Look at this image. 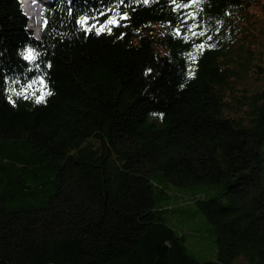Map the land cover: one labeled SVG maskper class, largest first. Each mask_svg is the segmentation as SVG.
Segmentation results:
<instances>
[{"label": "trees", "instance_id": "1", "mask_svg": "<svg viewBox=\"0 0 264 264\" xmlns=\"http://www.w3.org/2000/svg\"><path fill=\"white\" fill-rule=\"evenodd\" d=\"M263 10L0 0V264H264Z\"/></svg>", "mask_w": 264, "mask_h": 264}, {"label": "rangeland", "instance_id": "2", "mask_svg": "<svg viewBox=\"0 0 264 264\" xmlns=\"http://www.w3.org/2000/svg\"><path fill=\"white\" fill-rule=\"evenodd\" d=\"M19 1L21 3V6H22V3L24 4L25 9H27L29 5H33L36 7L38 6L37 4H34L35 0H29L28 4L26 0H19ZM41 1L43 2V0ZM47 1H51V0H47ZM33 8L35 9V7ZM258 12H260L259 9H258ZM27 17L30 22L29 24L27 22V25H29V27L36 34L39 33V29L36 24L38 22V15H34V16L27 15ZM254 23L257 28L256 33H257L258 39L261 41V43L264 44V10L263 12H261V15L258 17L257 22L254 19ZM262 152L264 154V144L262 145ZM263 174H264V162H263ZM188 198H190V196H188ZM189 210L190 212L193 213L196 210V205L193 204L192 206H190ZM181 218L182 219L180 220V222L184 223V226H185V232H186L185 245L186 247H188V249L191 252L195 253L199 259L215 257L216 252H217L216 245H214L208 239V235L206 233L207 225L204 219H202L201 217L197 215L185 216ZM198 230H200L201 235H198V233L195 232Z\"/></svg>", "mask_w": 264, "mask_h": 264}, {"label": "bare ground", "instance_id": "3", "mask_svg": "<svg viewBox=\"0 0 264 264\" xmlns=\"http://www.w3.org/2000/svg\"><path fill=\"white\" fill-rule=\"evenodd\" d=\"M27 1V4H28V1L29 0H26ZM41 1V0H40ZM40 1H38V0H35V2H34V4H37L38 6L36 7V6H33V5H29L28 7H27V9H26V13H28V15L30 14L31 16H34V15H40V17H41V21L39 22H37L36 24H37V27H38V29H39V33H37V35H39L40 36V34H41V28H42V24H43V20H44V17H43V15H42V13H41V8H39V6H40ZM42 2V1H41ZM33 7H35V9L33 8ZM30 8V9H29ZM35 18V17H34ZM36 21V20H35ZM34 21V22H35Z\"/></svg>", "mask_w": 264, "mask_h": 264}, {"label": "snow or ice", "instance_id": "4", "mask_svg": "<svg viewBox=\"0 0 264 264\" xmlns=\"http://www.w3.org/2000/svg\"><path fill=\"white\" fill-rule=\"evenodd\" d=\"M121 19H127V16L126 15H124V16H121ZM109 24H115V23H117V21L115 20V19H112V20H109V22H108ZM99 34V33H98ZM203 33H201V35H202ZM211 37H209V39H210ZM201 49L204 47V45H200L199 46ZM41 99H42V97H41Z\"/></svg>", "mask_w": 264, "mask_h": 264}]
</instances>
